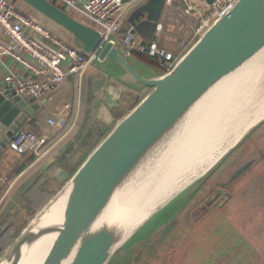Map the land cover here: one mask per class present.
Instances as JSON below:
<instances>
[{
    "label": "water",
    "instance_id": "95a60500",
    "mask_svg": "<svg viewBox=\"0 0 264 264\" xmlns=\"http://www.w3.org/2000/svg\"><path fill=\"white\" fill-rule=\"evenodd\" d=\"M20 1L40 18L68 32L74 46L94 54L95 63L118 67L119 80L141 89L143 95L119 119L114 121L111 117L110 129L72 174L64 168L56 171L63 181L62 186L0 254V264H108L119 250L127 249L150 231L166 225L213 169L264 122L262 106L242 123L243 130L237 140H229L230 147L209 169L156 207L131 232L126 227L127 213L122 219L124 227L110 229L104 224L114 205L122 197H129L134 185L164 157L222 80L264 48V0H237L185 49L170 71L160 75L146 73V64L127 51L118 39L103 37L97 29L52 1ZM164 1L143 0L133 7L128 14L130 32L152 40ZM165 22L164 41L172 40L174 44H179L188 31L175 33L172 25L180 23L193 28L198 23L177 9L168 11ZM96 96V102L101 98L108 109L116 106L120 99L114 86L111 90L99 87ZM33 102L6 88L4 82L0 83V161L7 130H17L34 113L38 105ZM74 141L71 138L59 147L36 174L55 164ZM250 163L238 167L229 180ZM34 180L30 177L26 181L22 193ZM14 198L15 202L11 201L10 205L18 209L16 202L21 197ZM4 231L5 228L0 236ZM44 235L47 240L37 256L30 247Z\"/></svg>",
    "mask_w": 264,
    "mask_h": 264
},
{
    "label": "rangeland",
    "instance_id": "374dc122",
    "mask_svg": "<svg viewBox=\"0 0 264 264\" xmlns=\"http://www.w3.org/2000/svg\"><path fill=\"white\" fill-rule=\"evenodd\" d=\"M15 4L72 44V36L64 29L40 18L22 1L17 0ZM65 9L90 27L97 28L77 12ZM54 112L59 116L68 114L66 108L54 109ZM247 162H251L250 166L229 182L233 172ZM219 187L224 193H217ZM39 193L41 196L49 194L46 190ZM33 216L31 213L24 224ZM16 235L6 241L0 254ZM119 251L109 264H264V122L213 169L166 225Z\"/></svg>",
    "mask_w": 264,
    "mask_h": 264
},
{
    "label": "built area",
    "instance_id": "2783aa9c",
    "mask_svg": "<svg viewBox=\"0 0 264 264\" xmlns=\"http://www.w3.org/2000/svg\"><path fill=\"white\" fill-rule=\"evenodd\" d=\"M58 1L72 13L77 12L92 21L103 37H115L127 51L155 59L161 70L168 72L185 49L214 19L229 11L237 0H213L212 4L201 0L199 4L187 2L185 7L177 4L181 0H165L150 41L130 32L128 14L137 0ZM170 9H178L198 22L193 28L180 23L172 25L175 33L188 31L179 44H174L172 40L164 41L165 19ZM0 54L10 56L25 72L23 75L6 72L3 77L5 87L17 95L31 98L54 91L68 74L80 75L94 59L92 52H80L10 0H0ZM46 123L65 128L63 131L72 126L65 117L49 116ZM46 141L45 133L37 134L33 129L26 128L13 135L9 147L19 154L31 152L37 157L44 151L41 148ZM3 182L8 184L9 179L3 177Z\"/></svg>",
    "mask_w": 264,
    "mask_h": 264
},
{
    "label": "bare ground",
    "instance_id": "6f19581e",
    "mask_svg": "<svg viewBox=\"0 0 264 264\" xmlns=\"http://www.w3.org/2000/svg\"><path fill=\"white\" fill-rule=\"evenodd\" d=\"M262 106L264 48L222 80L164 157L134 185L129 197L114 205L104 224L110 229L124 227L127 213L126 227L131 232L156 207L209 169L230 147L229 140H237L242 123ZM46 240L44 235L35 241L31 252L40 255Z\"/></svg>",
    "mask_w": 264,
    "mask_h": 264
},
{
    "label": "crops",
    "instance_id": "0c3cea01",
    "mask_svg": "<svg viewBox=\"0 0 264 264\" xmlns=\"http://www.w3.org/2000/svg\"><path fill=\"white\" fill-rule=\"evenodd\" d=\"M187 2L193 1L181 0L177 4L185 7ZM139 3V1L135 2L134 7ZM133 54L140 59L137 56L138 53ZM141 61L146 64V73L149 75H160L163 73L156 62L155 64H150L146 61ZM136 66L139 68L138 64H136ZM6 72H13L19 75L25 74L10 56L0 54V83L4 82L3 77ZM120 73L118 67L113 64L105 63L98 65L92 61L80 75L76 76L68 74L65 80L54 91L39 98L26 97L27 99L34 101L33 103H37L38 106L34 110V113L29 115L17 130L8 129L7 135L3 140L4 147L0 161V188L3 184H6V182H3V177H7L9 182L6 190L0 196V226L11 222L10 224L13 228L21 230L27 224L24 223L27 222L26 220L30 214L33 213L35 215V213H37L62 186L63 181L58 175H56V171L60 168H64V166L59 165L57 161L47 170L39 171L36 174V171L42 167L47 159L53 155L59 147L71 138L77 141L84 138V136L86 137L88 129L90 128L100 127L101 124L110 126L109 122L113 121L112 118H114L115 121L126 113L124 112L120 117H116L114 115V110L116 108L121 107L122 105L129 106L134 100H136V98L143 94L141 89H135L123 84L118 78ZM111 86H114L117 89L120 99L116 106L112 109H108L101 98L99 99V103L96 102V90H98L99 87H105L108 90H111ZM58 108H66L68 114H60L59 116L56 115L55 112L53 113V110ZM49 116L56 118L65 117L68 123H72V126L70 129L63 131L48 145V147L44 148V151H42V153L33 161L24 165L22 168H18L24 155L19 154L10 148L9 141L18 130L26 128L33 129L37 134L45 133L47 139L54 136L61 129L56 126H49L46 123V118ZM73 121L76 122V125ZM70 145H68V147ZM65 171L69 175L72 174V172L69 173L66 169ZM30 177H34L35 180L27 188L25 194L26 202H16L19 204V208L15 209L10 205V202H15V196L22 197L24 195L22 189ZM42 190H46L49 193V196L46 202L41 204L42 206H40V208L34 209L31 204L29 205L28 201L29 199H35Z\"/></svg>",
    "mask_w": 264,
    "mask_h": 264
},
{
    "label": "trees",
    "instance_id": "16d2710c",
    "mask_svg": "<svg viewBox=\"0 0 264 264\" xmlns=\"http://www.w3.org/2000/svg\"><path fill=\"white\" fill-rule=\"evenodd\" d=\"M17 0H14L13 2H16ZM54 4H56L55 0H50ZM58 6V5H57ZM60 8L65 9L63 5H59ZM79 20V19H78ZM82 52L81 50H79ZM141 60L146 61L150 64H155L156 60L153 58L148 57L145 54L138 53L137 55ZM138 98L134 100L129 106L128 105H122L121 107H118L114 110V115L116 117H120L126 110V108L133 106ZM65 129V128H64ZM64 129H61L57 134L47 139V141L42 146V150L48 145L53 142L62 132ZM110 129L109 125L101 124L100 127H94L88 129L86 137L77 140L73 142L64 153H62L58 159L57 162L59 165L64 166V168L69 172H73L77 166L81 163V161L85 158V156L88 154V152L104 137V135L107 133V131ZM36 158V155L34 153L28 152L24 154V158L21 160L20 164L18 165V168H22L24 165L28 164L29 162L33 161ZM53 166V165H52ZM7 184H3L0 188V196L2 193L6 190ZM41 192V191H40ZM40 194V193H39ZM37 195L35 199L30 200L29 199V205L31 204L34 209H37L48 197V194H45L43 196ZM2 226H5V231L0 236V249L5 246L7 243L6 241H10L16 235V233L20 229H14L13 226L10 223H5ZM1 231V229H0ZM135 259V256L133 257V260ZM109 264V263H108Z\"/></svg>",
    "mask_w": 264,
    "mask_h": 264
},
{
    "label": "flooded vegetation",
    "instance_id": "af4514ba",
    "mask_svg": "<svg viewBox=\"0 0 264 264\" xmlns=\"http://www.w3.org/2000/svg\"><path fill=\"white\" fill-rule=\"evenodd\" d=\"M249 166H250V164H249ZM249 166H248V167H249ZM248 167H247V168H248ZM247 168H246V169H247ZM246 169H245V170H246ZM231 180H232V179H231ZM228 181L230 182V180H228ZM217 193H224V190H223L222 188L219 187V188L217 189ZM23 194H24V195H23L22 197H21V196H15V197H21V200H22V201L20 200V201H19L20 203H21V202H23V203L26 202V198H25V197H26V196H25L26 192L23 193ZM214 196H215V195H214ZM213 198H214V197L212 196L211 199H213ZM223 198L226 199L227 196H223ZM23 203H22V204H23ZM3 228H5V226H2L0 229L2 230ZM5 229H6V228H5ZM1 235H2V234H1Z\"/></svg>",
    "mask_w": 264,
    "mask_h": 264
}]
</instances>
